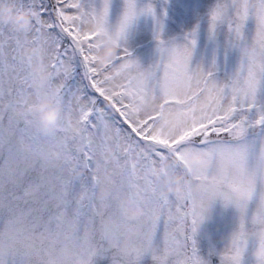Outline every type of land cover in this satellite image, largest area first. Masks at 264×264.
<instances>
[{"label": "snow or ice", "instance_id": "1", "mask_svg": "<svg viewBox=\"0 0 264 264\" xmlns=\"http://www.w3.org/2000/svg\"><path fill=\"white\" fill-rule=\"evenodd\" d=\"M18 6L46 53L47 84L37 86L23 37L0 25V264H251L264 227V0ZM141 20L154 41L147 66L128 46ZM93 21L119 49L102 67L85 31ZM48 87L63 110L51 137L35 130L26 99ZM53 145L60 159L49 158ZM188 145L206 165L163 192L158 166ZM101 185L110 197L97 196ZM121 193L143 203L140 220L119 215ZM217 200L236 225L202 254L197 222Z\"/></svg>", "mask_w": 264, "mask_h": 264}, {"label": "clouds", "instance_id": "2", "mask_svg": "<svg viewBox=\"0 0 264 264\" xmlns=\"http://www.w3.org/2000/svg\"><path fill=\"white\" fill-rule=\"evenodd\" d=\"M32 23L31 13L18 6V0H0V25H9L20 34L25 42V52L32 57L31 73L37 86L47 84V57L44 49L34 43L30 34ZM85 31L95 34V57L98 67L108 64L118 53V45L107 25L93 21L85 26ZM107 87H113L112 84ZM32 105L35 130L46 137L55 136L61 126L63 110L60 101L56 98L54 89L46 88L40 95L26 98ZM50 159L61 158V147L53 145L48 148ZM206 154L194 150L190 145L185 146L181 156H175L160 163L155 173L156 184L163 192H178L182 184L194 173L198 167L206 165ZM83 169L76 170L73 175L79 176ZM111 193L107 187L97 188V196L108 198ZM115 207L120 216L129 221L140 220L144 213V205L129 193H121L115 199ZM214 215L213 204L205 207L203 218L199 220L201 228L206 221H211ZM255 245L250 247L248 256L251 264H264V227L257 229Z\"/></svg>", "mask_w": 264, "mask_h": 264}, {"label": "rangeland", "instance_id": "3", "mask_svg": "<svg viewBox=\"0 0 264 264\" xmlns=\"http://www.w3.org/2000/svg\"><path fill=\"white\" fill-rule=\"evenodd\" d=\"M173 15L171 8L169 9V16ZM178 21V18H177ZM171 27L172 24L169 20ZM128 46L133 54L147 66L154 59V41L151 34L150 26H145L144 21L135 26L129 34ZM214 215L211 221H206L201 226L197 242L201 253H205L212 245L220 246L219 240L221 236L227 235L236 225V210L231 206H225L223 202L217 200L213 203ZM103 264H108L104 261Z\"/></svg>", "mask_w": 264, "mask_h": 264}]
</instances>
